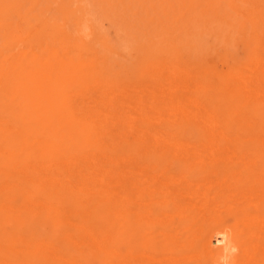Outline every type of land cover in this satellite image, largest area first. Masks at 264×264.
I'll use <instances>...</instances> for the list:
<instances>
[{"label": "rangeland", "instance_id": "obj_1", "mask_svg": "<svg viewBox=\"0 0 264 264\" xmlns=\"http://www.w3.org/2000/svg\"><path fill=\"white\" fill-rule=\"evenodd\" d=\"M20 1L0 0V106L26 119L51 97L62 126L86 122L109 170L108 189L87 195L108 214L104 248L83 246L81 262L264 264V0ZM100 98V119L84 120L80 103ZM133 157L145 190L114 171ZM217 232L232 253H205Z\"/></svg>", "mask_w": 264, "mask_h": 264}, {"label": "bare ground", "instance_id": "obj_2", "mask_svg": "<svg viewBox=\"0 0 264 264\" xmlns=\"http://www.w3.org/2000/svg\"><path fill=\"white\" fill-rule=\"evenodd\" d=\"M15 3L13 5L17 4ZM27 7L29 8L28 5ZM51 99L46 97V105H43L42 113L39 112L41 109H35L33 114L27 113L32 116L26 119L24 109L19 106L12 118H9L3 106H0V264H83L81 262L83 246L93 250L104 248L103 233L105 234L106 228L110 227L105 220L108 214L98 210L95 202L87 195L96 189H108L109 184L104 181V176L109 170L98 164L96 155L89 149L86 122L80 127L73 122L62 126L59 119H55L58 118L54 115L55 101ZM102 102L101 98L92 101L94 107L80 103V108L83 109L82 118L86 120V116L94 113L100 119L102 114L95 109ZM48 114H52V118ZM133 139H139L138 142L142 146L149 142L147 138L138 136ZM118 161L120 163H114V171H118L124 189L127 186H135L138 190L148 188L147 179L145 180L144 177L149 168L141 162L143 159L133 157ZM98 172L99 175L96 174ZM95 178H98V183ZM179 196L181 202L186 197V195ZM86 198H89L87 202ZM121 199L117 202H121L123 200ZM83 201L84 203H81ZM20 211L24 212V218L18 217ZM6 223H13L12 230L7 229ZM110 231H113L112 226ZM119 236L124 244H128L125 230L119 232ZM110 237L112 239L111 234L107 237L108 240ZM213 246H220L225 253H232L236 249L226 232H217L213 240L205 238L203 247L207 255H213ZM113 253H116L120 260L124 256L127 258L129 254L126 247L124 253L122 252L123 256L121 253Z\"/></svg>", "mask_w": 264, "mask_h": 264}]
</instances>
